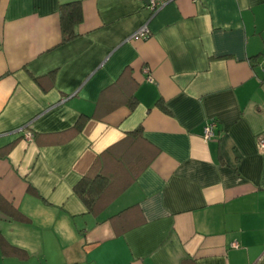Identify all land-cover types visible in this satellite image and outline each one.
<instances>
[{
  "label": "crops",
  "instance_id": "1",
  "mask_svg": "<svg viewBox=\"0 0 264 264\" xmlns=\"http://www.w3.org/2000/svg\"><path fill=\"white\" fill-rule=\"evenodd\" d=\"M147 2L0 0V264H264V0Z\"/></svg>",
  "mask_w": 264,
  "mask_h": 264
},
{
  "label": "trees",
  "instance_id": "2",
  "mask_svg": "<svg viewBox=\"0 0 264 264\" xmlns=\"http://www.w3.org/2000/svg\"><path fill=\"white\" fill-rule=\"evenodd\" d=\"M59 16H60V20H61L63 40L66 41V40L74 37L75 27L82 20V14H81V8H80L79 2L73 1V2H67V3L61 4L59 7ZM103 103L106 104V102H100V101L97 102V104H103ZM127 104L130 108H132L136 104L135 99L130 98V100H129V102H127ZM96 116L101 117V116H103V113L102 112L101 113L96 112ZM80 126H81V122L78 121L75 124L73 130L78 131ZM131 133H132V135H136V136L139 135L140 136L141 127H137ZM154 154L155 153H153V155ZM153 157L154 156H152L151 158H153ZM138 170L139 169L137 167V170H135L134 173H137ZM98 178L104 179V177L100 176V174H97L94 177H91L89 175H85L81 178V180L74 187V191L83 199L85 204L91 209L93 207L94 210H97L99 207H101L98 205L97 201H99V199H101L102 194L99 193V196L97 197L98 193H96L97 191L100 190V187L98 188L97 186H101V184H99ZM104 182H105V179H104ZM85 190H87V191H85ZM103 203H105V201Z\"/></svg>",
  "mask_w": 264,
  "mask_h": 264
},
{
  "label": "built area",
  "instance_id": "3",
  "mask_svg": "<svg viewBox=\"0 0 264 264\" xmlns=\"http://www.w3.org/2000/svg\"><path fill=\"white\" fill-rule=\"evenodd\" d=\"M167 1L169 0H148V7L151 11V16L155 14ZM196 1V0H193ZM150 34L148 24L147 22L143 23L141 27L136 30L133 34H131L129 37H127V40L133 39V40H140L147 38ZM261 71L264 72V64L261 66ZM214 122L209 121L205 124L203 128V138L205 140H208L212 135H213V128H214ZM26 125L23 127L19 128V131H23V136L25 139H31L32 138V133L28 130L25 129ZM258 148L259 151L264 153V136L259 138L258 141ZM233 247H238V244L234 242L232 244Z\"/></svg>",
  "mask_w": 264,
  "mask_h": 264
},
{
  "label": "water",
  "instance_id": "4",
  "mask_svg": "<svg viewBox=\"0 0 264 264\" xmlns=\"http://www.w3.org/2000/svg\"><path fill=\"white\" fill-rule=\"evenodd\" d=\"M147 4H148V2H147Z\"/></svg>",
  "mask_w": 264,
  "mask_h": 264
}]
</instances>
